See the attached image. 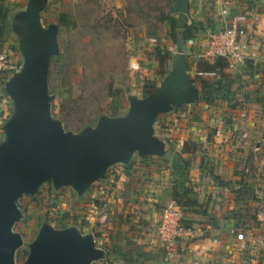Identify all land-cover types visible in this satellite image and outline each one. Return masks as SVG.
Masks as SVG:
<instances>
[{
    "label": "crops",
    "instance_id": "crops-1",
    "mask_svg": "<svg viewBox=\"0 0 264 264\" xmlns=\"http://www.w3.org/2000/svg\"><path fill=\"white\" fill-rule=\"evenodd\" d=\"M0 4L9 20L4 28L7 34L10 19L23 8L16 11L13 0H0ZM190 9V20L203 23L204 28L181 48L174 45L171 53L186 50L197 94L190 100L177 98L158 117L164 116L160 126L169 135L167 150L180 153L191 163L188 179L196 192L192 198L196 204L184 207V218L196 232L191 240L195 253L165 260L157 226L162 207L173 200L177 179L171 163L161 161L164 156L135 154L127 164L114 165L118 172L115 183L126 182L128 195L122 193L111 204L117 203V211L125 208L129 215L122 220L117 215L119 221L109 223V232L98 238L94 235L97 247L103 248L98 239L107 242L112 264H264V61L237 63L222 75L215 67L217 59L199 57L208 51L207 34L230 26L234 19L251 32L253 47L264 52V0H190ZM167 73L156 81L157 87ZM215 83L227 84L231 94L224 90L214 102L207 103L204 86L210 88ZM141 87L142 91L127 93V101L115 95L119 107L127 108L112 117L126 114L129 96L145 97L144 84ZM109 171L101 187L92 191L103 192ZM123 186H118L119 193ZM82 200L91 202L86 193ZM80 212L84 215L86 211ZM102 226L107 228V223ZM115 250L134 262L126 263V257Z\"/></svg>",
    "mask_w": 264,
    "mask_h": 264
},
{
    "label": "rangeland",
    "instance_id": "rangeland-1",
    "mask_svg": "<svg viewBox=\"0 0 264 264\" xmlns=\"http://www.w3.org/2000/svg\"><path fill=\"white\" fill-rule=\"evenodd\" d=\"M13 1L17 2L16 11L26 8L28 2ZM176 2L46 0L41 12L42 23L45 28L52 25L58 27L54 36L55 50L47 72L51 122L61 126L65 133L81 134L83 130L95 127L100 115L115 116L126 110L127 106L119 107L116 103L115 95H122V99L127 101L126 94L132 90L142 91L141 86L146 80L157 81L161 75L156 52L160 50L170 54L171 48L175 47L167 33L164 17L172 11ZM63 15L66 16L64 25L61 22ZM1 50L9 55L12 64L10 70L0 76V142L13 109L6 83L13 74L21 72L24 65L23 49L10 28L0 39ZM171 54L175 55L173 50ZM188 66H191L190 62ZM161 117L164 116L160 115L157 118L159 123H155L158 126ZM136 161L138 157L133 162ZM112 168L104 181L102 193L92 191L101 187L102 180L92 185L89 193L86 192L90 203L82 200L85 194L79 195L70 186L56 189L52 180L48 179L40 184L35 193L25 192L16 198L15 205L21 216L14 222L11 231L20 236L21 244L15 249L11 264L26 263L31 245L46 225L57 231L77 227L83 234L92 233L98 238L110 231V222L119 221L117 215L121 220L129 215L125 208L117 211V203L111 204L122 193L125 192L126 197L128 195L127 183H115L118 172L115 166ZM121 185H124L125 191L121 189L119 193L117 188ZM82 210L86 211L84 215L80 212ZM102 217L104 220L100 222ZM102 223H107V228H101ZM98 240L109 252L107 242ZM93 264L112 262L105 256Z\"/></svg>",
    "mask_w": 264,
    "mask_h": 264
},
{
    "label": "water",
    "instance_id": "water-1",
    "mask_svg": "<svg viewBox=\"0 0 264 264\" xmlns=\"http://www.w3.org/2000/svg\"><path fill=\"white\" fill-rule=\"evenodd\" d=\"M45 4L46 0H28L26 8L10 19L24 65L6 83L13 109L0 142V264H11L21 244L20 236L11 231L21 216L16 198L35 193L46 179L56 189L70 186L83 195L111 167L127 164L135 154L165 157L167 145L155 133L158 115L178 99L190 100L197 94L184 50L174 55L172 69L155 92L142 99L129 96L125 115H101L95 127L81 134L65 133L49 117L47 72L58 27L43 25ZM173 13L191 18L190 0H177ZM107 255L92 233L83 234L77 227L57 231L46 225L25 264H93Z\"/></svg>",
    "mask_w": 264,
    "mask_h": 264
},
{
    "label": "built area",
    "instance_id": "built-area-1",
    "mask_svg": "<svg viewBox=\"0 0 264 264\" xmlns=\"http://www.w3.org/2000/svg\"><path fill=\"white\" fill-rule=\"evenodd\" d=\"M258 19V16L254 18L255 21ZM207 39L208 51L201 52V58H225L229 68L247 60L264 61V52L253 47L251 32L240 25L237 19L230 26L209 32ZM11 64L9 55L1 50L0 76L10 70ZM157 234L158 241L165 249V260L170 261L178 254L195 253V248L191 245V240L196 235L195 229L185 222L184 209L175 200L168 201L162 207Z\"/></svg>",
    "mask_w": 264,
    "mask_h": 264
},
{
    "label": "trees",
    "instance_id": "trees-1",
    "mask_svg": "<svg viewBox=\"0 0 264 264\" xmlns=\"http://www.w3.org/2000/svg\"><path fill=\"white\" fill-rule=\"evenodd\" d=\"M4 11L3 6L0 4V39L4 36V28L7 24H9V20L7 18V12ZM61 22L63 25L66 23V16L63 15L61 17ZM164 22L167 24V33L170 35V38L174 45H177L181 48L187 41L194 38L196 34L200 33L204 24L200 22H195L194 20H190L189 17L184 14H175L172 11L164 17ZM159 51V52H158ZM156 52V60L159 63V75H165L169 69V61L172 58V54L161 53L160 50ZM228 61L225 58H217L215 67L218 68L222 75H224V70L228 68ZM144 96L146 97L148 94L153 93L157 89V82L153 80H146L144 83ZM205 94L204 100L207 103L214 102L215 98L219 96L224 90L227 94H231L230 88L228 85H223L221 83H215L210 88L204 86ZM213 89V90H212ZM155 133L165 141L166 145H170L169 135L165 128L162 126L155 125ZM161 161L166 165L171 163L173 174L176 176L177 182L176 186L172 192V198L179 205L184 207L194 206L196 203L193 201V196L196 194L194 187L191 185L188 179V171L191 167V163L184 158L180 153H176L172 149L168 151L165 157H162ZM224 184V183H223ZM67 187V186H66ZM64 188V187H63ZM116 252V250H115ZM118 255H122L123 258L126 256L122 252H116ZM109 259V257H108ZM126 263L134 262L133 259L127 258L125 259Z\"/></svg>",
    "mask_w": 264,
    "mask_h": 264
}]
</instances>
